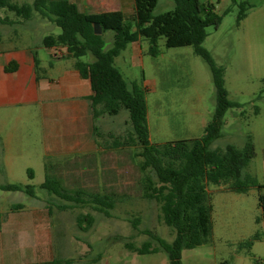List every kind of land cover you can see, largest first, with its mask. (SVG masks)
Segmentation results:
<instances>
[{"label": "rangeland", "instance_id": "obj_1", "mask_svg": "<svg viewBox=\"0 0 264 264\" xmlns=\"http://www.w3.org/2000/svg\"><path fill=\"white\" fill-rule=\"evenodd\" d=\"M201 1L213 4L215 12L222 15L217 27L207 26L203 45L216 63L224 67L229 98L243 104V107L227 110L223 135L213 141L212 147L224 149L229 143L242 147L250 138L255 153L243 172L264 184V0ZM174 7V0H158L154 14ZM239 15L243 17L238 20ZM56 28L58 32L60 29ZM142 45V55L132 57L130 49H126L116 63L129 83L135 81L145 88L150 140L162 143L200 137L216 106L209 65L195 52L193 45L167 47L163 36L155 42L158 48L155 54L150 52L148 38L142 39ZM84 59H90V55ZM128 115V111L122 109L117 117L111 115L100 122L103 150L99 166L49 168L52 176L71 190L113 194L116 201L111 216L95 209L96 204L90 200L76 203L49 193L42 187L46 168L41 158L30 160L28 166H0V184H30L38 194L39 205L49 206L47 220H42L43 214L39 212V239L45 223L53 246L52 257L69 261L61 264H171L168 253L162 248L140 253L125 245L128 241L140 246L150 238L147 229L167 241L175 236V231L159 218L158 202L143 197L140 157L135 155L140 146L107 147L113 140L108 132L124 134L131 129ZM98 155L95 153L97 158ZM29 169L34 172L33 178ZM209 191L214 205L212 234L208 241L182 250L183 264H264V221L257 219L262 216L258 188L241 193L220 183L209 185ZM29 195L26 191L0 187V231H5L1 212L11 203H28ZM65 204L73 206L63 207ZM80 212L94 216L91 227L86 230L77 223L76 216ZM135 218H139L137 227L131 222ZM153 246L157 244L153 242ZM40 249L41 245L39 252Z\"/></svg>", "mask_w": 264, "mask_h": 264}, {"label": "trees", "instance_id": "obj_2", "mask_svg": "<svg viewBox=\"0 0 264 264\" xmlns=\"http://www.w3.org/2000/svg\"><path fill=\"white\" fill-rule=\"evenodd\" d=\"M175 7L154 14L158 0H134V13L125 15L123 11L82 12L71 0H27L19 3L14 0H0V9L14 12L28 19L35 12L56 23L61 31L47 34L43 44L47 47L66 45L73 57L91 53L93 61H80L81 75L88 78L92 87L89 96L92 114L96 119L102 114L117 115L122 109L129 113L131 129L124 134L112 135L111 147L122 149L139 147L135 152L142 172L141 185L143 197L156 200L160 207L159 218L175 231L172 241L159 236L154 230L147 229L149 239L140 246L125 242L128 249L140 253L164 249L171 264H183L182 250L200 245L210 239L212 234V211L214 208L209 185L226 183L229 190L246 193L258 188V205L264 220V184L243 170L254 155V144L248 142L239 147L229 143L224 149L212 147V143L223 135L224 117L228 109L243 107L231 100L225 86L224 67L218 65L211 52L204 47L207 26L220 24L222 15L214 10L211 3L201 0H174ZM244 15V14H243ZM239 15L238 20L243 17ZM11 22L9 18H0ZM113 31L114 38L106 47L103 35ZM165 38L167 47L193 45L195 52L209 65L216 90V106L211 120L200 137L179 139L162 143L150 140L148 125V106L145 88L135 81L129 83L115 58L126 46L143 38L151 42L150 52L158 51L155 42ZM2 33L0 30V41ZM16 63L7 69L13 71ZM255 108V113L258 112ZM97 136L103 133L94 126ZM7 190H25L33 194L32 185L21 183L2 184ZM42 187L67 201L76 203L93 202L107 216L115 206V198L110 193H87L84 190H71L63 186L57 177L46 175ZM87 198H85V196ZM73 205H63V207ZM76 206V205H75ZM78 225L86 230L91 227L94 216L90 212H80L76 216ZM137 227L139 218L131 220ZM258 237L257 234L254 235ZM153 242L157 246H153ZM69 261L54 257L36 263L21 264H61Z\"/></svg>", "mask_w": 264, "mask_h": 264}, {"label": "crops", "instance_id": "obj_3", "mask_svg": "<svg viewBox=\"0 0 264 264\" xmlns=\"http://www.w3.org/2000/svg\"><path fill=\"white\" fill-rule=\"evenodd\" d=\"M71 1L82 12L120 10L127 16L134 13V0ZM5 17L11 22L0 20V166H28L30 160L41 158L46 175H52L49 168L53 166L83 169L99 166L103 146L94 126L100 132L102 119L112 116L93 117L91 83L79 68L80 61H93L94 56L88 53L90 59H84L87 55L78 59L66 45L45 46L44 37L58 34L61 28L38 12L24 19L1 8L0 18ZM56 27L60 29L58 32ZM103 35L108 48L114 32L109 30ZM126 49H130L132 57L142 55V39L130 42ZM12 62L17 66L9 71L7 67ZM107 134L117 135L111 131ZM107 147L117 149L111 144ZM29 173L33 178V170L29 169ZM29 197L32 200L28 203H11L1 212L5 231H0V264L36 263L54 258L45 223L39 239V212L43 214L42 220H47L49 206L39 205L38 194Z\"/></svg>", "mask_w": 264, "mask_h": 264}]
</instances>
